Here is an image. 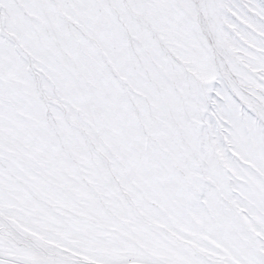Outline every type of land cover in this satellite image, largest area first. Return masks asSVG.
<instances>
[{
  "label": "snow or ice",
  "instance_id": "6c2138e0",
  "mask_svg": "<svg viewBox=\"0 0 264 264\" xmlns=\"http://www.w3.org/2000/svg\"><path fill=\"white\" fill-rule=\"evenodd\" d=\"M0 264H264V0H0Z\"/></svg>",
  "mask_w": 264,
  "mask_h": 264
}]
</instances>
